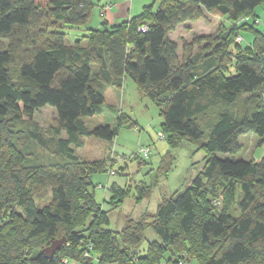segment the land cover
<instances>
[{
    "label": "trees",
    "instance_id": "trees-1",
    "mask_svg": "<svg viewBox=\"0 0 264 264\" xmlns=\"http://www.w3.org/2000/svg\"><path fill=\"white\" fill-rule=\"evenodd\" d=\"M262 3L154 0L67 43L59 27L85 24L94 0H0V264H64L66 257L74 264H162L167 250L174 264H264V157L216 155L239 149V136L250 132L264 144V33L254 13ZM205 12L230 23L194 35L180 61L169 33ZM241 32L251 35L246 46ZM229 66L235 73L226 75ZM125 76L159 109L170 149L186 140L204 158L186 185L161 196L154 214L112 230L92 181L106 175L107 162L81 160L76 151L89 136L113 141L111 125L91 128L83 117L102 112L106 88H121ZM45 105L55 109L46 131L33 118ZM117 120L131 126L123 115ZM172 159L169 151L162 156L159 175ZM153 186L142 185L138 198H149ZM109 189L110 209L118 208L125 191L115 182ZM149 228L160 240L141 254ZM62 237L47 257L44 248Z\"/></svg>",
    "mask_w": 264,
    "mask_h": 264
},
{
    "label": "rangeland",
    "instance_id": "rangeland-1",
    "mask_svg": "<svg viewBox=\"0 0 264 264\" xmlns=\"http://www.w3.org/2000/svg\"><path fill=\"white\" fill-rule=\"evenodd\" d=\"M94 1L97 3L103 0ZM129 1L130 3L133 2V4L140 2L141 10L136 14H139L145 6H150L154 2V0H144L145 3H142L143 0ZM107 4L111 3L108 2L104 5L102 8L103 12ZM98 20L99 17L95 15L77 28L62 26L59 29L66 33L65 41L67 43H74L76 39L83 38L81 34L87 26H90V24L91 26H95ZM220 23L228 25L230 21L226 16L205 12V17L195 22L189 21L180 24L171 31L169 36L178 45L177 55L179 60L181 61L185 54L190 51L189 47L185 45L192 41L194 35H214ZM255 26L264 29V20ZM241 35L243 37L241 46H246L250 43L251 35L246 32H241ZM237 37L235 41L240 42L237 40ZM85 42V40H82L81 44L83 45ZM196 50L197 46H192L191 52L194 53ZM234 73V67L229 66L225 74L231 75ZM113 89L115 110L110 109L107 103H104L102 112L93 116L83 117L84 122L91 128L101 124L111 125L115 130L113 141L108 142L95 136L86 137L84 147L78 149L76 154L81 160H106V169L108 170V167L112 166L113 170L116 171L115 175H111L107 183L104 173L94 174L93 180L107 186L105 190H100L96 187L94 189L97 200L105 210H109L108 228L120 230L127 218L137 220L145 212L154 214L161 196H170L176 190L186 185L196 172L200 170L204 151L198 149L194 143L186 140L182 141L178 147L170 149L168 141L164 137L162 139L158 137L162 122L159 109L149 98L139 93L137 85L132 78L125 76L122 87ZM119 115H123L126 119L132 121L130 122L131 126L119 124L117 120ZM33 118L46 131L54 122L55 109L50 105H45L34 113ZM239 143V149L234 152H216V155L224 159L254 161H258L264 157V144H259L258 137L252 132L240 135ZM147 145L152 147L151 152L146 161H141V156L137 151H139L140 147ZM168 151L173 156L170 168L166 174L159 175L157 168L160 159ZM38 153L41 157L45 156V153L42 151ZM113 182H116L125 191V194L120 206L110 209L111 205L108 202L110 195L109 187ZM142 185L154 186L151 196L140 200L138 193ZM105 196L106 200L104 199ZM47 201H49V196L45 201H38V204L42 205ZM153 240L158 241L160 237L151 228L145 230L139 252L143 254L147 249L148 243ZM169 256L170 254L167 250L160 262L162 264H174L167 261ZM177 264L182 263L179 262ZM185 264L198 263L195 259H190Z\"/></svg>",
    "mask_w": 264,
    "mask_h": 264
},
{
    "label": "crops",
    "instance_id": "crops-1",
    "mask_svg": "<svg viewBox=\"0 0 264 264\" xmlns=\"http://www.w3.org/2000/svg\"><path fill=\"white\" fill-rule=\"evenodd\" d=\"M108 2L111 3V7L109 9H104V13H103V15H101L102 8ZM142 3H145L144 0ZM140 10H141L140 2L133 4V2L130 3L129 0H103L102 2H97V3L95 2V5L92 9V13H91V16L89 19L93 18L96 15L99 17V20H98L97 24H95V26H91V24H90V26H87L85 28L84 32H82L81 36L85 34L87 29L101 28L103 22H105L107 25H113V24L120 23L124 20H127L131 16L136 15V13H138ZM254 13L257 16L256 17L257 18L256 24L261 23L264 20V3L257 6L254 9ZM256 28L259 31H261L262 33H264V29H260L259 27H256ZM113 88H115V87L110 86V87H107L105 90L104 98H105V103H107V106L108 105L115 106L113 103V91H112ZM109 180H110V178L106 179L105 180L106 183ZM92 181H93V183H100V182H94L93 177H92ZM105 193H104V195H105ZM104 199L105 200L107 199L106 196L104 197ZM103 209H105V208L103 207Z\"/></svg>",
    "mask_w": 264,
    "mask_h": 264
},
{
    "label": "built area",
    "instance_id": "built-area-1",
    "mask_svg": "<svg viewBox=\"0 0 264 264\" xmlns=\"http://www.w3.org/2000/svg\"><path fill=\"white\" fill-rule=\"evenodd\" d=\"M111 7V4H107L106 6H105V9H109ZM103 11L101 12V15H103ZM141 30H145V26H143V27H141L140 28ZM241 37L240 36H238L237 37V40L238 41H241ZM158 137L160 138V139H162L163 137H164V135H163V133L162 132H159L158 133ZM151 148L152 147H150V146H142V147H140V149H139V151H137L138 152V154L142 157V158H147V157H149V154H150V152H151ZM115 174V170H113V168H112V166H109L108 167V170H106V179L109 177V176H111V175H114ZM96 188H98V189H100V190H105V188H106V184H101V183H98L97 185H96ZM214 201V203H217L218 201H217V199H214L213 200ZM62 262L64 263V264H69L70 262H68V260L67 259H65V258H63V260H62ZM181 263V262H180Z\"/></svg>",
    "mask_w": 264,
    "mask_h": 264
},
{
    "label": "water",
    "instance_id": "water-1",
    "mask_svg": "<svg viewBox=\"0 0 264 264\" xmlns=\"http://www.w3.org/2000/svg\"><path fill=\"white\" fill-rule=\"evenodd\" d=\"M65 241V238L62 237V238H59V239H53L49 245H47L45 248H44V253L46 254L47 257H51L56 250H58L63 242Z\"/></svg>",
    "mask_w": 264,
    "mask_h": 264
}]
</instances>
